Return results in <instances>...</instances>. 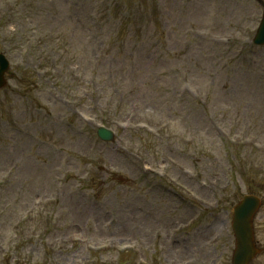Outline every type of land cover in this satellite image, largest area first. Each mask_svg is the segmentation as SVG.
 Here are the masks:
<instances>
[{
    "label": "rangeland",
    "instance_id": "374dc122",
    "mask_svg": "<svg viewBox=\"0 0 264 264\" xmlns=\"http://www.w3.org/2000/svg\"><path fill=\"white\" fill-rule=\"evenodd\" d=\"M0 5V264H232L233 204L264 199L262 6Z\"/></svg>",
    "mask_w": 264,
    "mask_h": 264
},
{
    "label": "water",
    "instance_id": "95a60500",
    "mask_svg": "<svg viewBox=\"0 0 264 264\" xmlns=\"http://www.w3.org/2000/svg\"><path fill=\"white\" fill-rule=\"evenodd\" d=\"M249 203H245L242 208L238 207L237 209V219L234 224L237 237H238V250L235 255V264H243L247 261L249 254H251L252 250L248 246L249 238H250V227L248 224V217L245 216L248 208L251 206V200H248Z\"/></svg>",
    "mask_w": 264,
    "mask_h": 264
}]
</instances>
